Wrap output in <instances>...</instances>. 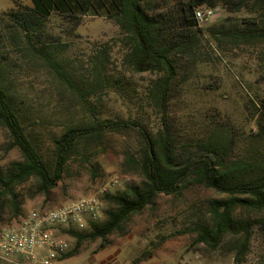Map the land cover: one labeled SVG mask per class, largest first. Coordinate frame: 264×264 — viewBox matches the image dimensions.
I'll list each match as a JSON object with an SVG mask.
<instances>
[{"label":"rangeland","instance_id":"374dc122","mask_svg":"<svg viewBox=\"0 0 264 264\" xmlns=\"http://www.w3.org/2000/svg\"><path fill=\"white\" fill-rule=\"evenodd\" d=\"M158 1L164 8L178 3ZM31 5L30 0H0V75L27 135L49 166L53 165L52 138L68 125L104 119L138 121L155 133L168 117L183 141L205 137L220 121L230 122L235 134L233 155L254 162V175L264 178V133L256 126L264 96V41L245 36L233 42L232 37L219 33L252 34L261 25L256 13L247 9L229 12L218 6L214 16L200 25L203 30L198 33L196 53L180 61L164 113V107L151 95L159 72H136L126 61L128 39L105 7L97 4L98 13L82 15L54 12L44 21L41 34L28 41L4 12ZM46 42L55 46L54 59L78 92L71 90L40 54L39 47ZM32 45L37 50L29 51L27 47ZM95 63L100 64L106 81L91 92ZM131 127L107 130L97 138L81 141L47 197L36 191L33 178L17 184L20 214L11 219L6 216L0 228L16 224L30 209L52 207L95 191L114 176L123 180L111 194L139 184L142 178L133 161L142 141L137 128ZM21 159L20 150L11 146L7 130L0 126V172ZM222 196L203 185H190L180 195L160 193L104 242L83 239L77 244L75 236L61 230L70 243L65 263L132 264L140 258L139 264H177L198 254L208 264H234L241 235L226 234L213 249L198 241L192 230L197 220L207 216L209 199ZM109 207L104 199L102 219ZM238 213L251 222L256 217L246 211ZM239 264H264V230L256 223L251 226L248 248Z\"/></svg>","mask_w":264,"mask_h":264},{"label":"trees","instance_id":"16d2710c","mask_svg":"<svg viewBox=\"0 0 264 264\" xmlns=\"http://www.w3.org/2000/svg\"><path fill=\"white\" fill-rule=\"evenodd\" d=\"M30 1L31 6H15L4 12L28 41L41 34L44 21L54 12L82 15L89 11L98 13L97 4L105 7L106 13L114 18L128 39L126 61L136 72H159V77L151 86V95L158 105L164 107V113L180 61L193 56L197 50L198 33L203 29L197 23L196 9L221 6L229 12L241 9L252 11L257 14L256 21L261 23L258 30L253 29L252 34L247 35L229 30H220L219 33L232 37L233 42L245 36L264 41V0H178L170 8L160 6L158 0ZM27 48L29 51L37 50L33 45ZM39 48L57 76L71 90L78 92L54 59L55 46L46 42ZM92 74L91 92L106 81L100 64H94ZM259 105L256 126L259 132L264 133V96ZM162 124V129L155 133L147 131L138 121L104 119L88 125H68L52 138L53 165L49 166L37 144L27 135L0 75V126L7 130L11 146L17 147L22 155L21 160L12 161L5 172H0V223L6 216L11 219L20 214L22 202L15 191L17 184L33 178L37 183L36 191L47 197L61 180L67 162L77 154L81 141L97 138L107 130L117 131L134 126L142 146L133 163L142 180L121 192L107 194L105 200L110 207L105 209V218L91 222L88 230H69L76 237L77 244L83 239L100 238L104 242L109 234L121 229L131 215L152 204L160 193L180 195L190 185H203L223 196L209 199L207 216L197 220L192 230L198 241L213 249L226 234L241 235L243 239L234 257V264H239L248 248L251 226L256 223L264 230V178L254 175V162L233 155L235 134L230 122L220 121L205 137H187L184 141L168 117ZM239 210L254 213V221L243 217ZM139 262L140 258H136L132 264Z\"/></svg>","mask_w":264,"mask_h":264},{"label":"built area","instance_id":"2783aa9c","mask_svg":"<svg viewBox=\"0 0 264 264\" xmlns=\"http://www.w3.org/2000/svg\"><path fill=\"white\" fill-rule=\"evenodd\" d=\"M216 9H196L198 25L212 18ZM122 180L119 176L111 177L95 191L52 207L30 209L16 224L0 228V261L6 264H66L70 243L60 231L83 232L90 228L91 222L102 220L105 196L121 186ZM177 264L208 263L196 254L180 259Z\"/></svg>","mask_w":264,"mask_h":264}]
</instances>
